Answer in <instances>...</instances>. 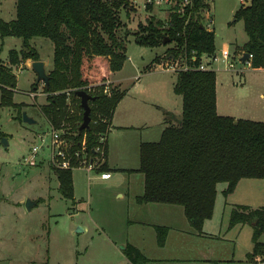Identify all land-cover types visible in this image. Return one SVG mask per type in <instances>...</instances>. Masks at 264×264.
<instances>
[{"label": "rangeland", "instance_id": "1", "mask_svg": "<svg viewBox=\"0 0 264 264\" xmlns=\"http://www.w3.org/2000/svg\"><path fill=\"white\" fill-rule=\"evenodd\" d=\"M134 1L130 8L120 11L123 29L127 32V58L120 75H140V80L134 81L138 87L133 89L132 81L119 84L104 80L97 82V88L90 91L98 92L102 88L110 92L111 87H127L130 91L127 101L137 108L133 117L130 118L128 113L123 114V118L135 124H142L143 120L146 127H143L142 136L150 138L148 140H158V124L162 116L161 108L155 107V104L162 107L164 117L168 119H171L172 112L177 114L181 111V96L172 90L176 71H166L165 68L172 65L177 69L182 66L183 56L179 55L172 61L173 57L168 51L174 47V42L153 48L135 44L138 23H145L148 16L166 21L172 6L152 4L147 9L144 0L138 3ZM209 3L204 25L214 30L216 51L227 45L231 56L235 54V67L244 70H224L221 61L215 62L217 111L236 118L264 121V70H252L247 64L238 63L236 54L240 57L243 50L240 46L239 49L231 47L232 44L241 45L247 39L242 20L233 21L240 0H210ZM0 18L4 21L15 18V0H0ZM209 18L213 19V23L208 22ZM30 45L47 62V73L52 67L51 40L33 37ZM22 47L20 38H0V64L9 65V50ZM27 62L28 59L19 67L12 66L16 84L10 90L9 104L1 102L0 89V264H129L121 248L130 239L137 244L146 242L143 253L150 259L147 264L250 263L245 254L252 248V228L249 225L229 228V212L236 204L252 208L264 206V178H242L227 196L222 194L225 184H217L212 214L202 224V230L214 237L185 238V244L183 240L178 242L175 236H171L168 246L160 250L151 226L142 233L131 231L127 219L133 220L140 211L137 212L125 197L117 196L127 184L130 190H134L137 178H141L142 173L128 171L126 174L113 170L110 178L103 179L100 173H95L96 170L85 173L84 169L77 167L76 162L74 168L68 169L72 171L73 198H63L58 191L54 174L56 169L47 160L48 150L44 148L40 151L33 165L23 159L29 156L31 146L37 142L36 134L48 130L51 125L47 119L41 118L44 116L40 108L46 103L47 95L43 82L40 81L36 89L32 88L37 76ZM142 64H146V68H154L155 73L142 75L145 71ZM30 92L37 94L30 96ZM144 99L147 102L143 104ZM23 113L38 123L31 126L24 124ZM3 138L7 142L6 147L1 144ZM28 198L39 200L30 210L25 207ZM176 206V211L169 207L152 215H145L148 212L142 210L144 213L140 216L153 222L170 223L168 214H178L181 209L183 215V207ZM182 219L183 222L179 220V225L175 227L188 228L184 216ZM78 228L81 230L77 231ZM259 240L264 242V230ZM186 245L195 247L187 251L192 257L196 256L195 259L183 257L179 260L177 257V254L185 252L178 251L177 246Z\"/></svg>", "mask_w": 264, "mask_h": 264}, {"label": "trees", "instance_id": "2", "mask_svg": "<svg viewBox=\"0 0 264 264\" xmlns=\"http://www.w3.org/2000/svg\"><path fill=\"white\" fill-rule=\"evenodd\" d=\"M133 0H15V18H0V38L21 39L22 49H10L8 64H0L1 102L9 104L16 77L12 66L30 59L40 60L30 40L44 37L53 44L52 67L47 71L46 103L42 115L54 126L72 132V150L85 138V149L92 158L99 136L109 131L114 108L125 89L111 87L95 90L96 83L109 78L126 60V34L120 11L131 7ZM210 0H190L182 12L172 6L166 21L146 18L138 23L135 44L158 47L172 43V59L182 55L188 65L196 67L200 56L215 52V34L204 25ZM147 9L152 4L145 2ZM242 20L247 36L243 52L251 54L252 68H264V0H247L234 13V22ZM167 39V40H166ZM166 40V41H165ZM194 56V59L191 57ZM173 86L181 96V112L171 119L157 141L141 142L139 166L144 178L143 193L135 198L139 204L157 202L183 207L189 224L200 234L203 221L210 218L216 187L224 183L222 194L233 192L242 178H264V121L220 115L216 109V73L212 70H178ZM33 84L36 89L38 83ZM10 88V89H9ZM77 90H85L90 121L79 129L82 108ZM11 104V103H10ZM106 155V143H105ZM107 170L105 160L95 169ZM58 191L65 199L73 198L72 171L56 169ZM39 200H36L38 203ZM237 224L252 228V250L246 254L253 262L264 256V206H232L228 227ZM156 243L162 246L168 232L164 225H153ZM122 252L131 264H147L149 259L135 246L126 243Z\"/></svg>", "mask_w": 264, "mask_h": 264}, {"label": "crops", "instance_id": "3", "mask_svg": "<svg viewBox=\"0 0 264 264\" xmlns=\"http://www.w3.org/2000/svg\"><path fill=\"white\" fill-rule=\"evenodd\" d=\"M140 1L142 2V0H140ZM136 2L138 3L139 0H136ZM242 4H247V0H240V5H242ZM240 5H239V7H240ZM205 18L207 19V16H205ZM208 20L212 21L211 23H213L212 18H209ZM207 27H208V25H207ZM245 42H243V44ZM243 44H241V45L240 44H232L231 47H237L238 48V46H240V48H242ZM238 55L239 54H236V57H238ZM234 56H235V54H234ZM28 60H29V62H27V63L31 64L32 60H30V59H28ZM40 60L44 61L43 59H41V57H40ZM46 63L47 62H45V66L47 65ZM139 65L137 67H139ZM145 65L144 64L141 65V67L145 70L142 75H144V76L153 75L155 73L154 68H152V67L146 68ZM250 68L252 70L253 69L254 70H264V68H258V69H255L252 67H250ZM121 70H122V68L118 71L111 72L109 74V78L107 79V81L113 82V83H119V84L120 83L125 84L128 81H132L131 82L132 88L133 89L137 88L138 87L137 82H134V81H139L141 76L136 75V74L120 75ZM161 72H162V70H161ZM163 72H165V71H163ZM173 86H174V84H173ZM173 86H172V90H173ZM129 94H130V91L126 87V91H125L124 95L119 100V102L117 103V105L114 108L113 113H112V117H111V121H110V128H109V131L106 135L105 162H106L107 170L95 172V173H100V175L102 176L103 179L110 178L111 172L113 170H116L117 173H126L130 170H136L139 166V145H140V143L146 142V141H157V140H148L150 138L142 136V131L144 130L143 127H146L145 126L146 123H144L143 120H141L142 124H139L140 122H138V124H135L134 121H131V120L127 121L123 118V114L125 115L128 113L130 114V116H129L130 118L133 117V113H134L135 109L137 108V107H135L134 103L133 104L128 103L127 100H128ZM139 100L141 101V99H139ZM146 102L147 101L144 99L143 104ZM155 107L161 108L160 111H161L162 118L158 124V134H157L158 137H160L162 130L164 129V127L167 124L168 118H167V116L164 117V112H163V109L161 106L155 104ZM216 109H217V104H216ZM180 112H178L177 114H175V113L174 114L178 116V114ZM217 113L219 114L218 111H217ZM220 115H223V114H220ZM41 118L46 119L45 117H41ZM234 118L238 119L236 117H234ZM256 121H262V120H256ZM37 123L38 122L36 120V122L34 124H37ZM24 124H26V123H24ZM26 125L31 126L32 124H26ZM137 157H138V161L136 160ZM128 162H129V164H127ZM85 173H87V172L85 171ZM105 173H109V176L105 177L104 176ZM132 173L135 174L136 172H132ZM135 187L136 188L134 190H130L128 188V184H127V187L123 188V191H121V193L117 194V196L120 198L125 197L128 200L130 205L135 206V209L137 210V212L140 211V213L136 214V216L133 220L127 219V221L129 222V226L131 227V231L142 233V232H144V230L148 231V228H149L148 226H151L152 230H154L153 225H165L169 228L167 235H166V238H165V243L162 246L157 245L159 250H160V248L164 249L165 247L168 246V244H169L168 239L171 236H175L177 238L178 242H180L181 240H183V241L187 240L185 238L192 239V238H199V237H204V236H208L209 238L214 237V235H210V233L207 234L204 230H202V233L199 234L189 224L188 220L186 219V217L184 215L183 210H182L183 215H181V213H180L181 209L180 210L178 209L180 214L179 213L176 214V212H174V213H170L167 215V219L170 220V223L169 222H163V223L162 222H153L150 220H145L144 218H142L140 216V214L144 213L142 210L148 212V213H145V215H152L154 213H158L157 211H161L163 208H169L170 207L171 210L176 211L175 208H178V207L175 204H165V203H157V202H149V203L139 204L136 202L135 198L143 193V189H144V178H143V176L141 178L140 177L137 178V185ZM13 203H15V201H13ZM18 203H23V202H18ZM159 215H160V217H162L161 214H159ZM1 216H2V209H1V203H0V218H1ZM182 216H184V218L186 219V223L189 226L186 229L175 227V225H179L178 224L179 220H182V222H183ZM171 223H174V224H172V226H170ZM135 224H137L138 227ZM237 225H241V224H237ZM127 243H130L133 246L137 247L142 253L145 251V247H146L145 243L146 242H144L143 244H137L135 241L130 239V240H128ZM183 243L186 244L185 241ZM252 246H253V244H252ZM194 248L195 247H190L188 245L183 246V247L177 246L178 251H182V250L185 251L183 254H179V255L177 254V257L179 258V260L184 259V258L195 259L196 256L192 257L190 254L187 253V251H191V249H194ZM251 250H252V248H251ZM250 251H248V252H250ZM248 252H246V254ZM200 253H201V255L206 257L204 253H202V252H200ZM246 254H245V256H246ZM198 255H200V254H198ZM145 257L148 258L147 256H145ZM188 257H191V258H188ZM246 259H247V257H246ZM128 263L131 264L129 261H128ZM247 263H248V261H247Z\"/></svg>", "mask_w": 264, "mask_h": 264}, {"label": "built area", "instance_id": "4", "mask_svg": "<svg viewBox=\"0 0 264 264\" xmlns=\"http://www.w3.org/2000/svg\"><path fill=\"white\" fill-rule=\"evenodd\" d=\"M144 2H149L154 5L164 4L169 7L177 5V10L180 13L183 11L184 6L190 3V0H144ZM208 22L211 23L212 21L208 20ZM248 55V58L242 62L240 59L242 57L241 54L240 57H237V62L240 64H247L248 67H251L250 59L252 55ZM191 58L194 59V56H192ZM234 59L235 56H231L228 46L225 45L221 50H215L212 55L203 54L202 56H200L198 65L196 67H191L190 65H188L185 58H183L182 66L176 69L171 65L170 68H165V70L178 71L194 68L198 70L215 71V62L221 61L223 63L224 70L237 71L241 69V71H244L242 68L235 67L236 63ZM173 60L174 59H172V61ZM104 92L107 91L104 90ZM35 94L37 93L30 92V96H34ZM72 134V132H67L62 127H54L51 124L48 127V130L36 134L37 142L33 146H31L29 156L24 157V161L28 164L33 165L37 158V155L45 148L49 152L47 160L55 169H72L76 166L75 164L77 162V167L84 169L87 173L90 171H94L105 160V143L107 132H104L99 136L100 145H97L94 148V151H96L99 156H96L95 158H92V155H90V153L85 149L84 137L79 143L80 148L78 147L77 149L72 150V143L69 139V136L72 137ZM104 176L108 177L109 173H105ZM249 264H264V256L257 257L255 261L250 262Z\"/></svg>", "mask_w": 264, "mask_h": 264}, {"label": "water", "instance_id": "5", "mask_svg": "<svg viewBox=\"0 0 264 264\" xmlns=\"http://www.w3.org/2000/svg\"><path fill=\"white\" fill-rule=\"evenodd\" d=\"M248 56L249 55L247 52H243L242 57L240 58L241 61L243 62L244 60H246ZM30 66L37 76V81H42L44 84H48V75L45 72V62L42 60L32 61ZM75 94L80 99V106L83 111L82 112V122L79 127V129L82 130L88 126V123L90 121V115H89L90 107H89L88 101L93 99V96L89 95L85 90H77ZM178 118H180V116H178ZM22 121L26 124H34L36 122L35 119L27 116L26 113H23ZM1 144H3L4 147L7 146V142L5 138L1 140ZM35 204H36L35 200L29 199V198L25 200V207L27 210H30ZM80 230L81 228L77 229V231H80Z\"/></svg>", "mask_w": 264, "mask_h": 264}]
</instances>
